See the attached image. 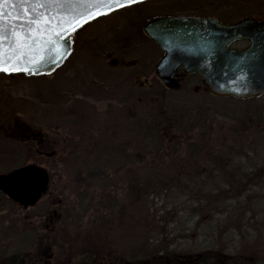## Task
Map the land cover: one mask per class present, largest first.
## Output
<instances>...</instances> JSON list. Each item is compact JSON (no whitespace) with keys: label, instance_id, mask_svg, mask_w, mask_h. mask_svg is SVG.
I'll list each match as a JSON object with an SVG mask.
<instances>
[{"label":"rangeland","instance_id":"1","mask_svg":"<svg viewBox=\"0 0 264 264\" xmlns=\"http://www.w3.org/2000/svg\"><path fill=\"white\" fill-rule=\"evenodd\" d=\"M163 16L263 21L264 0H147L82 27L52 75L0 77V116L57 140L55 156H33L0 135V174L35 163L49 175L26 211L0 194V264H264V186L208 181V151L250 127H238L246 102L143 89L138 66L108 64L110 54L153 70L160 52L142 26ZM126 71L140 75L130 87Z\"/></svg>","mask_w":264,"mask_h":264},{"label":"water","instance_id":"2","mask_svg":"<svg viewBox=\"0 0 264 264\" xmlns=\"http://www.w3.org/2000/svg\"><path fill=\"white\" fill-rule=\"evenodd\" d=\"M41 2L45 0H7L0 8L4 67L15 64L21 69L5 73L52 75L71 53V39L77 30L100 16L129 7L109 9L104 5L111 0H87L98 7L77 8L92 16L87 22L81 20L73 30L70 9L33 6ZM142 31L164 53L155 74L165 88H179L174 78L181 68L200 76L207 92L215 98L247 100L264 95V20L243 18L228 24L214 17L165 16L147 21ZM243 41L248 43L245 48L232 47ZM48 180L45 169L25 165L0 174V191L26 209L45 194Z\"/></svg>","mask_w":264,"mask_h":264},{"label":"flooded vegetation","instance_id":"3","mask_svg":"<svg viewBox=\"0 0 264 264\" xmlns=\"http://www.w3.org/2000/svg\"><path fill=\"white\" fill-rule=\"evenodd\" d=\"M113 13L108 14L106 16H102L95 20L104 19L106 17H109ZM76 33L72 37V52H73V45L76 39L75 38ZM145 39L148 42L152 43L156 47L157 51L160 52V57L158 59L159 61L164 55L163 51L153 41L149 40L146 36ZM235 44L241 45V47H238V49H243L248 45V43L244 41L236 42L232 46L235 47ZM106 58L109 59L108 61L109 66L113 68L125 70L128 68H134L135 66H138L139 70L142 72V75L145 76L143 78V82H139L138 84H136L140 88L150 89L155 85H160L163 87V89L169 90L165 88L156 77L155 67L158 61L154 64L152 70L148 66L149 63L144 62L141 65L132 61L125 63L123 60L112 59L110 57V54H107ZM15 75H23V74L0 73V77H7V78H12ZM123 76L124 79L120 81V85L130 87L132 85L131 84L132 78L138 80L140 75H137V73L134 74L133 71H126L125 75ZM174 80L179 87L177 91L191 89V91L195 95H200L201 97L203 96L205 97V99L215 98L207 92V90L205 89L202 83L201 77L195 73H185L182 71L181 68H179L176 72V76ZM194 81H196L197 84L193 85ZM262 97H264V95L247 100H240L246 103L244 105V108L240 112L241 113L240 115L241 117L239 118L240 121L237 120L238 127L240 128V131L244 130L245 127L247 128V126L250 127L247 128L245 133L244 131H242L241 133L237 132V134H234L235 136L231 137L230 142L226 144L224 143L219 144L221 151L218 152L213 150L208 151L207 165L210 166L211 168V169L209 168L210 173H209L208 181L210 182H213V180L216 181L218 180V176H220L222 179L220 180L218 186L225 188H229V187L248 188V187L264 186V181L262 180V175L264 173L262 174V168H260L261 166L260 164L264 162V156L261 155L263 152H260L261 145H263L264 147V142L262 141L263 138L259 133L260 132L259 120L261 119V115L259 114V110H258L259 105H257L256 102L258 99ZM252 126H254V128ZM0 135L2 137H5V139L11 141L9 142V145L12 144L13 146V144L15 145L16 142L17 143L20 142L24 146V148L27 149L29 153H31L33 156L36 155L47 156V157L55 156L56 151L52 147L57 145V140L47 139V137L41 132V130L37 129L34 125H32V123L29 122L21 123L20 121L18 122L15 120L11 121L10 116H6V117L0 116ZM46 150H48L49 152ZM233 157H239L240 162L237 163L236 165L233 164V161L231 160ZM245 161H248V163H245ZM25 165H31V163H27L22 166ZM32 165H36V164L32 163ZM22 166H19L17 168H20ZM15 169H12L11 171ZM48 186H49V182H48ZM48 186H47V190H48ZM0 194H2L7 200L17 205L23 211L33 208L38 203L37 202L32 207H28L24 209L21 206H19L17 203L10 200L1 191ZM44 195H42V197H44ZM59 204L60 202L58 201L57 205ZM56 215H57L56 210H53L52 215L50 216V219L47 220V222L50 223L53 222L52 219L56 217ZM44 227L47 228L48 224H44ZM9 263L20 264L19 254L14 255L12 259L9 261Z\"/></svg>","mask_w":264,"mask_h":264},{"label":"snow or ice","instance_id":"4","mask_svg":"<svg viewBox=\"0 0 264 264\" xmlns=\"http://www.w3.org/2000/svg\"><path fill=\"white\" fill-rule=\"evenodd\" d=\"M142 2V0H111L110 3L104 5L105 7L112 9V8H122L125 6H130L135 3ZM7 3V0H0V8L4 4ZM45 4L51 6V7H60V8H68L71 10L72 14V22H70V26L73 30H75L76 26L80 24V21L83 20L84 22H87L89 17L92 16V13H80L76 11L79 7H98V5L89 4L87 0H45V2L37 3L33 5L34 7H45ZM3 16V12L0 11V17ZM51 19V18H49ZM0 32H2V29H0ZM0 43H2V37H0ZM62 55V54H61ZM6 62L3 60L2 55H0V71L2 72H9V71H20L21 69L17 68L15 64H12L11 67H4V64ZM25 71H30V69H23Z\"/></svg>","mask_w":264,"mask_h":264},{"label":"trees","instance_id":"5","mask_svg":"<svg viewBox=\"0 0 264 264\" xmlns=\"http://www.w3.org/2000/svg\"><path fill=\"white\" fill-rule=\"evenodd\" d=\"M89 243H91V241H89Z\"/></svg>","mask_w":264,"mask_h":264}]
</instances>
